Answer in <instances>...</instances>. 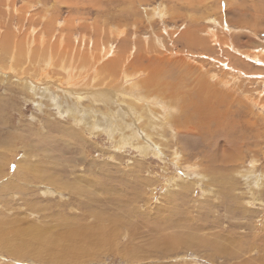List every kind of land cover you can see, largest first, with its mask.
Listing matches in <instances>:
<instances>
[{
    "label": "rangeland",
    "instance_id": "1",
    "mask_svg": "<svg viewBox=\"0 0 264 264\" xmlns=\"http://www.w3.org/2000/svg\"><path fill=\"white\" fill-rule=\"evenodd\" d=\"M262 106L264 0H0V234L105 235L0 264H264Z\"/></svg>",
    "mask_w": 264,
    "mask_h": 264
},
{
    "label": "bare ground",
    "instance_id": "2",
    "mask_svg": "<svg viewBox=\"0 0 264 264\" xmlns=\"http://www.w3.org/2000/svg\"><path fill=\"white\" fill-rule=\"evenodd\" d=\"M65 74H67V72ZM229 92H230V90H229ZM130 95L131 94H129L128 96H130ZM134 97L136 98V96H134ZM142 97L143 98L142 99H138V101L142 102L143 99H145V100L151 99V97L149 98V97H145L143 95H142ZM144 104H146V103H144ZM252 105H253V103H252ZM148 108H150V107H148ZM260 108L263 109L264 106H262ZM13 223H17V222L11 221L10 223L8 222V226L4 225L5 226L4 229L8 233L11 234V237H7L4 234H0V247L6 246L7 249L9 250L8 254H10V255L13 252V247H14V249L18 250V248L21 247V245L26 244L27 246H30L32 250H34L33 246L38 243L39 244L38 250H37L38 252H33L32 250L30 251V252H32V254H33V256L35 258L39 259V257L45 258V256H48L49 259H52L56 254L49 255L48 252H50L49 250L53 249V247H54V249L55 248L56 249L59 248V251H62V255L63 256H65V254H68V256L74 255V254H78L76 256V258H78V257L82 258L83 256H85V253L83 252L84 250L80 251V250H82V247L80 246V244L78 242H75V240H76L75 237L83 235L85 237L84 238L85 242H87L86 241L87 238L90 239V240H92V239H94L96 237H98L100 240L105 239V235H104V233L102 231H97L93 235H89V234H87L86 232H84L82 230H78V232H77V229H73V230L69 229L68 228V223H66V222H64V224H61L60 226H58L55 229L57 231L56 232L57 236H54V237L49 235L50 233H47V231H46V233H44V231L42 229L38 228L39 226H36V225L32 226L31 223L28 225V227H26V229L23 227L21 231H19V228L17 227V225H14V226L11 225ZM71 225L75 227V225H73L72 223H71ZM47 230H49V229H47ZM64 230H66L65 233L63 232ZM54 234L55 233H53V235ZM83 236H82V238H83ZM50 237L54 240V242H49ZM107 239H109V238H107ZM19 241H24V243L19 245L18 244ZM85 242H83V243H85ZM86 255H87V253H86Z\"/></svg>",
    "mask_w": 264,
    "mask_h": 264
}]
</instances>
